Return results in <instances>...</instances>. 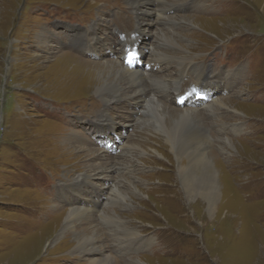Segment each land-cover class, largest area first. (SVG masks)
<instances>
[{
  "label": "rangeland",
  "instance_id": "obj_1",
  "mask_svg": "<svg viewBox=\"0 0 264 264\" xmlns=\"http://www.w3.org/2000/svg\"><path fill=\"white\" fill-rule=\"evenodd\" d=\"M202 3L164 0L165 7L188 5L186 10L167 11L160 23L155 16L147 17L153 23L141 43L155 41L157 50L166 54L153 66L164 69L156 76H163L168 97L159 100L170 111L182 110L175 98L186 103L199 99L188 94L197 75L189 62L199 70L228 72L233 81L229 89L213 92L222 106L202 108L200 116L192 113L178 136L181 144L202 143L211 154L219 186L210 210L199 197L187 199L182 190L177 167L188 166L186 155L177 159L171 153L162 133L147 124L146 109L134 117L128 104L133 87L119 80L122 90L116 94L130 93L128 102L109 105V113L94 93L92 69L112 63L100 62L111 56L80 54L61 37L60 31L73 35L94 22L97 37L107 42L119 38L114 27L130 35L140 22L133 3L0 0V264H86L88 258L100 257V251L110 254L113 264H264V0ZM101 6L105 22L95 18ZM64 54L86 65L60 59ZM180 56L189 61L179 65L174 58ZM139 60L149 69L146 54ZM99 114H110L115 124L104 138L83 130ZM132 117L136 120L129 123ZM85 175L93 179L81 192L78 178ZM114 183L126 198L107 205V190ZM60 184H65L61 192ZM94 195L91 199L101 203L96 212L73 222V231L64 230L72 206L83 207ZM99 212L138 232L135 243L130 242L134 247L122 242L120 248L112 240L113 227ZM76 231L91 235L99 252L83 255L74 249ZM144 238L151 241L143 246Z\"/></svg>",
  "mask_w": 264,
  "mask_h": 264
},
{
  "label": "bare ground",
  "instance_id": "obj_2",
  "mask_svg": "<svg viewBox=\"0 0 264 264\" xmlns=\"http://www.w3.org/2000/svg\"><path fill=\"white\" fill-rule=\"evenodd\" d=\"M130 1H131V4L133 3L134 11L137 14L136 17L139 18L140 20V22L137 23L135 30L130 35H127V36L122 35L121 33H118L117 29L114 27L113 28L114 32L117 34L119 38L116 39L115 42L111 40L107 42L108 40L107 38L97 37L98 33L96 32V23L94 22L91 26L83 30L77 31L73 35H69L67 32L60 31V34L62 33L61 37L63 38V40H65L64 42H66L72 48L77 49L80 54H89L91 55V57H97L100 59L102 58V56H108V55L111 56L109 57V59H102L100 62L102 63L103 61H113L112 63L107 62L104 65H98V66L96 65L95 67L97 69L96 68L92 69L94 72H96V74L94 73V76H93L95 77L94 79L95 84L93 85V88H95L94 93L97 95L100 101L106 103L105 110L109 113V105H112V106L114 104L118 105L122 103L124 100L127 101V98L125 96H128L127 94H130L128 92L126 93V95L123 92H122L123 94L121 93L122 95L116 94V93L120 94L122 90L121 88L122 86L121 84H119L120 81L123 79L124 81H127V84L125 85L126 88H127V85H129L130 89L133 87L135 92L133 93V96H130V98L128 99L129 102L128 101L127 102L129 105H133L132 113L134 114V117L139 112H141L140 110L146 109V111H148V113L146 112V114H149V116H147L149 117L147 118V120H149V123L147 124H149V126L156 132L162 133L161 135H163L164 140L166 141V143L169 144V147L171 148V153L177 159H180L182 155H186L188 159L187 160L188 166L182 167V164H179L177 167V170H178L177 174H178L180 183L182 185V190L186 194L187 199L191 200L195 197H199L200 199L198 200H201L205 205H207L208 209L210 210L214 205L217 189L219 186L217 171L213 167L214 165L211 164L212 163L211 158H210L211 154L208 152L206 145L202 143H197V144L190 143L191 139H190V142H188L190 144H187V145H184V143L181 144V142H179L180 138H178V136L180 134H183V131L185 129L183 122H186V119L190 118V115L192 113H194L193 115L195 117V114H199L200 111H204V110L211 111L213 109V106L221 107L223 103L222 100L215 99L213 97V92L217 88L229 89L233 81L230 79V74L228 72H222V71L214 72L213 70L209 68H202L201 70H199L196 68L195 64H192L191 62H189L188 63L189 68L194 69V71L196 70L197 75H196V80H195L193 89L188 94H190L191 97H195V98L199 97V99L197 100L194 99L193 101L189 103H186L182 98L173 99L174 103L176 102L177 99L180 100L179 103L176 102L175 104L178 106H182L181 111H170V108H166L162 106V103H160L159 98H163L168 94H165L164 92L165 91L164 90L165 80L163 79V76L158 77L156 76V74L158 75L160 73L162 74L164 69L155 70L156 68L154 69V67L157 65V63H162V59L163 57L166 58V54H162L161 52L157 50L154 38L152 39L154 41L153 43H151L152 42L151 41L149 42V44L147 43L143 45L141 43V38L144 37L145 35L149 37L148 34L150 31L148 29V26H150V24L153 23V21L147 17H149L150 15L153 17L155 16L158 19V23H160V21L166 20L165 14L167 11L169 12L170 10H175V9L186 10L187 8L186 5L188 4H182L180 6H174V7L172 6L167 7L169 6L167 5L165 7L163 5L164 0H137V1L130 0ZM195 2L198 5H203L202 3L203 0H195ZM99 8H100V11H97L95 18L98 19L99 22L107 21L105 15L103 14L105 7L101 6ZM155 8L157 9V11L155 10ZM150 9L152 10L154 9V13H148ZM122 32L128 33L129 30L125 29V30H122ZM55 33H58V32L55 31ZM100 33L102 34L104 32L101 31ZM161 37L165 38L163 34H161ZM43 38L44 37L40 38V43L42 45H43V42L44 43L46 42L42 40ZM172 43L174 44V42ZM145 54L147 55L145 66L148 64V66H150L149 69H146L145 67L143 68V66L140 64L139 59L141 60L144 59ZM59 57L62 60L68 59V62H72L75 65L79 64L81 66L85 64L83 63V61L81 62L80 60H77L74 57L67 55V54H64ZM186 57L188 56H180L174 59L179 62V65H181L189 61L187 60ZM93 63L94 61H91V64ZM119 73H122L123 75L126 74L127 77L124 76V78H121V76H119ZM154 82H158L157 88L153 86ZM109 92L110 94L109 96H107ZM200 96H203L204 98L207 97V98L206 100H202V97ZM224 100H228V99H224ZM223 107L225 108V106ZM227 110L228 109H225V112L222 111L223 118L226 116ZM103 112H104V109H102L100 113H103ZM97 117L99 120H95L92 123H85L84 125L85 129L83 130H85L87 134L91 135V134L97 133L98 135L104 138L105 136H107L109 132H114L115 124L110 114L108 118L100 114ZM192 119L194 122L195 118H192ZM135 120L136 119H133L132 117V118H129L128 122L133 123L135 122ZM79 123H82V122L80 121ZM86 125H89V127L87 128ZM132 125L130 124V126ZM84 126H82V128H84ZM236 128H237V131H236ZM201 130L205 131L204 128H202ZM233 130H235V132H240L241 128L235 126ZM222 131H223V128L221 130H218L219 133H221ZM210 132H213L211 128H210ZM119 135L116 136V139L118 140L117 142L118 147L120 146L123 149L125 145L121 143V136ZM207 138L209 140L211 137L210 138L207 137ZM95 143L97 144L99 142L96 141ZM178 143L180 144L178 145ZM227 144H228V147L230 148L231 144L229 141L227 142ZM187 150H189L190 153H187L188 152ZM192 152H196V153L192 154ZM182 162L183 161L181 160V163ZM128 168L129 166L124 167V169L126 170H128ZM200 172H201V175H199ZM197 175L199 177H197ZM81 179L83 180V182L81 181ZM92 179L93 178L90 175L79 177L78 178L80 182V184L78 185V187L80 188L79 190L83 192L82 188H85L86 186L84 184L91 183L92 181L90 182L89 180H92ZM81 185H84V186H81ZM64 186L65 184H60V188H59L60 192ZM90 186L94 187L91 184ZM95 189H97V187L93 189L94 190L93 192H95ZM107 191L108 193H110V196H107L109 198L107 205L113 204V203L116 204V201H114L115 199L124 202L126 196L122 194V192L120 191L118 186L115 185V183L114 185L108 187ZM78 197L80 198V196ZM91 197H95V195L90 196V200L84 201L83 207H79L80 205L79 203H77L76 206L75 205L72 206V208L69 210V214L67 213V216L64 220V224H62L64 230L68 232L67 228H70L73 231L75 228L72 224L73 222L77 221L80 218L83 219L87 217V214L89 213L96 212L95 210H97V208L101 205V203L98 202L97 198L91 199ZM99 213H101L100 214L101 218L109 221L110 226L113 227L111 230L112 236H113L112 240L118 243L120 248H121L122 242L129 243V244L130 242L133 244L135 243V241L138 238L136 237L139 234L138 232H136L135 230L131 228H128L125 225V222L117 218L116 216H110V214L105 215L102 212H99ZM72 234H73L72 242L75 243L74 249L79 250L81 253H83V255L84 253L88 254V253H93V252L94 253L99 252V249L95 248L94 246L96 242L91 235L85 234L84 231H76ZM145 240L146 241L143 240L141 242V245L144 246L145 244L151 241L150 239H145ZM130 245L134 247L132 244ZM112 248H114V246ZM99 256L100 257L88 258L86 261V264H113L114 262L111 255L107 254L106 252L100 251ZM134 264H143V263L136 262Z\"/></svg>",
  "mask_w": 264,
  "mask_h": 264
}]
</instances>
